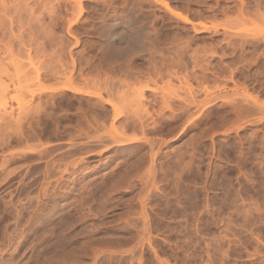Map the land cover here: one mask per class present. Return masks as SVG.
<instances>
[{
  "label": "rangeland",
  "instance_id": "1",
  "mask_svg": "<svg viewBox=\"0 0 264 264\" xmlns=\"http://www.w3.org/2000/svg\"><path fill=\"white\" fill-rule=\"evenodd\" d=\"M79 2L0 0V264H264V0Z\"/></svg>",
  "mask_w": 264,
  "mask_h": 264
},
{
  "label": "bare ground",
  "instance_id": "2",
  "mask_svg": "<svg viewBox=\"0 0 264 264\" xmlns=\"http://www.w3.org/2000/svg\"><path fill=\"white\" fill-rule=\"evenodd\" d=\"M160 2V1H159ZM161 4H162V2H160ZM164 3V2H163ZM77 4H78V6H80V2H79V0H77ZM165 6V5H164ZM170 10V9H169ZM175 14V13H174ZM176 15V14H175ZM104 37H105V39H106V42H108L109 43V45H111V47L110 46H108V44H106L108 47H109V51L108 50H106V51H108V54L109 55H111V56H113V58L114 57H116V59H117V57L119 58H122V55H123V53L124 52H126V51H130V53H144L145 51H146V48L144 47V45L146 44V37H144V36H142L141 34H140V32H139V30H136V29H134V30H131L130 32H119V33H116V34H107V35H104ZM104 39V38H103ZM102 39V40H103ZM104 44H105V41H104ZM105 54H107V53H105ZM126 54V53H125ZM107 56V55H106ZM105 56V57H106ZM109 59H111V57L109 58ZM107 60H108V57H107ZM106 60V61H107ZM120 66H122V65H120ZM120 66H117V67H113L114 69H115V71H116V68H118V67H120ZM122 68H124V66H122ZM108 69V68H107ZM120 69V68H119ZM112 70V69H111ZM109 71H110V69H109ZM115 71H112V72H115ZM109 73V72H108ZM107 73V74H108ZM119 73H122V75L125 77H128L130 74H131V71L127 68V69H123L121 72L119 71ZM107 74L106 75H104V77H106L107 76ZM118 75V74H117ZM110 76V75H109ZM110 77H112V75L110 76ZM125 77V78H126ZM107 79V78H106ZM105 79V80H106ZM111 79V78H110ZM123 82V81H122ZM112 83V82H111ZM117 84H118V86H119V84H120V81L119 82H116ZM115 84V82L113 83V84H111V86L113 87V88H110L111 90H117L118 89V86H115L114 85ZM116 84V85H117ZM109 85V87H110V84H108ZM120 85H123L122 83L120 84ZM107 86V85H106ZM123 86H125V85H123ZM123 86H119V88L121 87H123ZM115 87V88H114ZM116 87H117V89H116ZM146 88H147V86H145ZM104 88V87H103ZM4 90L2 91V93L4 94L5 93V88H3ZM143 89H145V88H143ZM68 90L69 91H71V92H73V93H76V94H82V95H88V92L86 93L85 91H83L82 89H80V88H78V89H76V88H72V87H69L68 88ZM104 90V89H103ZM109 90V89H108ZM108 90L106 91L107 92V98L105 99V100H103L101 97H100V93L98 94L99 96L98 97H95L94 96V98H98L101 102H99V100L97 99V101H95L96 103L95 104H97V103H99L101 106H98L99 104H97V106L96 107H99V108H101V110H102V112L104 113V112H107L105 109H104V104L106 105V106H110V108H112L113 110H112V121L114 122V120H116V119H118V117L120 116V114H125V113H119L116 109H115V107H114V104H115V100H116V98L118 97V94L116 95L117 97H115V99H114V96H115V93H111V90H109V92H108ZM114 90V91H115ZM118 92H119V90H117ZM113 92V91H112ZM124 92V91H123ZM230 92V91H229ZM216 93H218V92H216ZM236 93H237V91H236ZM240 93V92H239ZM90 94V93H89ZM134 94H136L135 96L136 97H138L139 99L141 98V97H143L144 95H143V90L141 89H139V90H137V92L136 93H134ZM214 94V93H213ZM222 94L223 95H217V96H219V97H223V96H226V95H228V93L227 92H222ZM226 94V95H225ZM235 94V93H234ZM241 94V93H240ZM239 94V95H240ZM90 95H92V94H90ZM97 95V94H96ZM231 95H233L232 93H230L229 94V96H231ZM239 95H237V96H235L234 95V97H238ZM244 95H246V94H244ZM121 96H123L122 94H121ZM134 96V95H133ZM134 96V97H135ZM216 95L214 96V97H216V98H213L211 101L209 100V98L211 97H209V95L207 96V97H209L208 98V101L209 102H207L206 101V103H205V105L204 106H201V108H204V107H210V105H211V103L212 102H214L213 100H218V101H222L221 100V98H220V100H219V98L217 97ZM3 97V99L1 98L0 99V106L1 107H3V111L5 112V113H8V112H6L7 110L5 109V107H6V105L8 104V101L6 100V98H4V96H2ZM233 96H231V98H232ZM233 97V98H234ZM240 97H244L243 95L241 96L240 95ZM240 97H239V99H240ZM104 98V97H103ZM120 98V97H119ZM224 98H226L227 100H229V99H231V98H227V97H224ZM232 98V99H233ZM248 98V97H247ZM114 99V100H113ZM223 99V98H222ZM226 99H225V101H226ZM231 99V100H232ZM242 99V98H241ZM244 99H246V97H244ZM252 99V98H251ZM248 100V99H247ZM245 101V100H241V102L242 101H245V102H243V103H246V105L247 104H251V102H253V101ZM250 100V99H249ZM256 100V99H255ZM17 101V100H16ZM120 101H122V99H120ZM119 101V102H120ZM194 101V100H193ZM236 101V100H235ZM19 102V101H18ZM17 102V111H18V115H21V114H24V113H26V114H28V113H30L29 111H31V109L30 110H28L27 108H23L22 106H21V103H18ZM216 102V101H215ZM231 102H233V100L231 101ZM240 102V101H239ZM241 102H240V104H241ZM255 102V101H254ZM252 103V105H249V106H253V104L254 105H259V103ZM114 103V104H113ZM198 103H201V101L200 102H198ZM217 103V102H216ZM215 103V104H216ZM123 104V103H122ZM197 104V103H196ZM214 104V103H213ZM238 104V103H237ZM240 104H238V105H240ZM94 105V104H93ZM117 105V104H116ZM199 105V104H198ZM202 105V104H201ZM233 105V104H232ZM237 105V106H238ZM241 105H243V104H241ZM240 105V106H241ZM163 106V105H162ZM213 106V105H212ZM234 106V105H233ZM236 106V107H237ZM240 106H238L237 108H239ZM244 106V107H243ZM243 106H241L242 108H245V105H243ZM259 106H261V105H259ZM95 107V106H94ZM197 107V106H196ZM200 107V106H199ZM258 107V106H257ZM201 108H200V110H201ZM207 108V109H208ZM246 108H249V107H246ZM40 109V108H39ZM98 109V108H97ZM118 109V108H117ZM250 109V108H249ZM259 109V108H258ZM13 110V109H12ZM12 110H10L9 111V113H13V111ZM28 110V111H27ZM41 111L40 112H42V109H40ZM99 110V109H98ZM163 110V109H162ZM197 110V109H196ZM239 110H240V108H239ZM260 110V109H259ZM208 111V110H207ZM161 112V111H160ZM205 112H206V109H205ZM204 112V113H205ZM243 112V111H242ZM36 113V112H35ZM162 113V112H161ZM161 113H159V115L161 114ZM195 113V112H194ZM42 114V113H41ZM187 114V113H186ZM195 114H197V111H196V113ZM199 114V113H198ZM197 114V115H198ZM203 114V113H202ZM192 116H193V114L190 116L191 118H192ZM105 117V116H104ZM122 117H125L126 118V116H122ZM130 117V116H129ZM161 117H163V116H161ZM160 117V118H161ZM187 117V116H186ZM120 118V117H119ZM190 118V119H191ZM107 119V118H106ZM120 119H122V118H120ZM130 119H132V117L130 118ZM126 120V119H125ZM130 121V120H129ZM134 121V120H133ZM161 121V120H160ZM124 122H126V121H124ZM132 121H130L129 122V124H132L131 123ZM135 122V121H134ZM140 123V122H139ZM141 124H142V122H141ZM140 125V124H139ZM125 126V125H124ZM129 127H130V125H128ZM134 126V125H133ZM133 128V127H132ZM142 130L144 129L143 127H140ZM140 129V130H141ZM146 129V128H145ZM144 131V130H143ZM124 135V134H123ZM113 137V136H112ZM134 137H128V138H126V136L124 137V138H112V140H108V144L110 145V144H121V145H123V144H130V145H132L133 143H134V141H136L135 140V138L133 139ZM141 140V139H140ZM140 140H138V141H140ZM143 141V140H142ZM149 141V140H148ZM143 142H145V141H143ZM103 143V142H102ZM135 143H138V142H135ZM152 143H154V142H152ZM109 145H106V146H109ZM150 145V144H149ZM103 146H105V145H103ZM116 146V145H115ZM115 146H113V147H115ZM128 146V145H127ZM133 146V145H132ZM152 146V145H151ZM130 147V146H129ZM133 148V147H132ZM153 149V148H152ZM151 152V151H150ZM151 155V154H150ZM152 155H153V152H152ZM151 157V156H150ZM154 157V156H153ZM152 157V158H153ZM151 160V159H150ZM153 160H154V158H153ZM152 163V162H151ZM151 167V166H150ZM146 215V214H145ZM147 217V216H146ZM146 221H147V219H146ZM145 222V221H144ZM146 224H148V223H146ZM147 226H149V225H147ZM146 226V227H147ZM143 230H146V229H143ZM150 231V230H149ZM146 232H148V231H146ZM144 233V232H143ZM145 234V233H144ZM148 234V233H147ZM144 236H146V235H144ZM148 236L150 237V235L148 234ZM143 238V237H142ZM141 239V238H140ZM147 239H149V238H147ZM150 242V241H149ZM142 243V242H141ZM140 243V244H141ZM143 243H144V241H143ZM142 245V244H141ZM139 246V245H138ZM137 246V247H138ZM136 247V246H135ZM134 247V248H135ZM136 247V248H137ZM143 247V246H142ZM139 248V247H138ZM132 250H140V249H132ZM133 252V251H132ZM135 252H137V251H135ZM140 252H142V251H140ZM139 253V252H138ZM132 254H134V253H132ZM135 255H137V254H135ZM135 255H134V257H135ZM139 256H140V254H139ZM138 256V257H139ZM142 256V255H141ZM131 257V254H130V256H129V258ZM129 258H128V260H129ZM140 258V257H139ZM143 258V257H142ZM132 259V258H131ZM135 259V258H134ZM136 259H138V258H136ZM133 260V259H132ZM135 261V260H134ZM138 261H141V260H138ZM133 262V261H132ZM130 263H131V261H130Z\"/></svg>",
  "mask_w": 264,
  "mask_h": 264
}]
</instances>
